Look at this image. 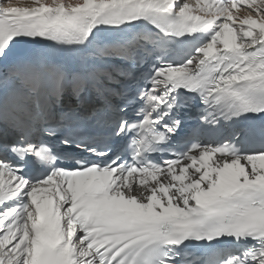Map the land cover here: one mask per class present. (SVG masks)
Segmentation results:
<instances>
[{"label":"snow or ice","instance_id":"1","mask_svg":"<svg viewBox=\"0 0 264 264\" xmlns=\"http://www.w3.org/2000/svg\"><path fill=\"white\" fill-rule=\"evenodd\" d=\"M0 264H264V0H0Z\"/></svg>","mask_w":264,"mask_h":264},{"label":"bare ground","instance_id":"2","mask_svg":"<svg viewBox=\"0 0 264 264\" xmlns=\"http://www.w3.org/2000/svg\"><path fill=\"white\" fill-rule=\"evenodd\" d=\"M13 3L21 4V5H28L31 3V0H13Z\"/></svg>","mask_w":264,"mask_h":264}]
</instances>
